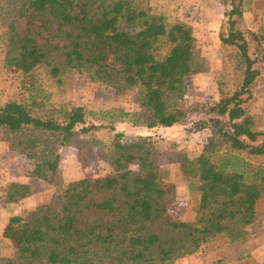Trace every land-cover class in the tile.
<instances>
[{
    "label": "trees",
    "instance_id": "trees-1",
    "mask_svg": "<svg viewBox=\"0 0 264 264\" xmlns=\"http://www.w3.org/2000/svg\"><path fill=\"white\" fill-rule=\"evenodd\" d=\"M216 1L226 7L219 41L227 76L217 81L216 108L205 121L210 134L189 157L175 148L163 153L149 135L115 132L102 144L95 136L101 125L87 121L82 105L50 102L33 76L42 65L59 82L84 73L136 104L133 112L118 108L117 117L173 126L185 116L186 77L206 64L187 20L150 0H0L4 65L30 83L23 84L28 96L0 105V133L33 161L35 177L55 187L47 202L9 217L2 236L12 251L0 254V264H174L197 250L215 254L211 264H226L251 253L247 226L264 197V131L245 106L259 75L247 33L259 36L242 28L244 0ZM63 146L76 148L82 168L99 146L109 171L62 182ZM163 156L189 178L192 220L168 211L175 185ZM30 193L29 184L11 181L4 200Z\"/></svg>",
    "mask_w": 264,
    "mask_h": 264
},
{
    "label": "rangeland",
    "instance_id": "rangeland-1",
    "mask_svg": "<svg viewBox=\"0 0 264 264\" xmlns=\"http://www.w3.org/2000/svg\"><path fill=\"white\" fill-rule=\"evenodd\" d=\"M152 5L164 12L184 18L192 26L193 34L200 54L205 59V70L189 75L185 79L186 92L179 105L184 110L182 120L170 127H152L136 125L117 117L118 108L127 112L137 109L136 104L126 94H116L115 91L101 83L91 81L84 73L73 72L61 77H52L45 66H38L34 73V86L42 96L50 102H71L82 105L87 111V121L101 125L95 136L106 143L115 132H122L125 137L149 135L155 140L164 153L168 149L184 151L189 157L197 156L210 132L205 121L216 108L218 93L217 81L227 76V70L222 55L219 33L225 24V9L216 0H150ZM244 30L250 29L259 36V40L251 38L250 55L255 59V67L259 75L251 90L245 106L255 115L259 130L264 131V0H244ZM1 47V46H0ZM29 81L22 75L4 65L3 52L0 48V105L13 98H25ZM112 126V128L110 127ZM264 143V135L259 137ZM98 146L95 156L89 165L82 168L76 158L74 146H63L59 149L58 176L62 182L105 174L109 166L99 154ZM162 168L175 185V198L168 205V211L177 219L189 221L194 217L188 192L189 178L181 173L177 163H171L165 156L161 158ZM33 161L8 148L0 133V254L9 255L12 251L9 242L3 238L2 230L12 215H25L36 205L47 202L53 194V184L33 175ZM135 169V164L131 166ZM11 181L29 184L31 193L16 201L6 202L4 190ZM257 217L248 231L254 245L261 246L246 258L226 264H264V197L257 206ZM262 252V253H259ZM217 256L210 252L197 250L174 260V264H211Z\"/></svg>",
    "mask_w": 264,
    "mask_h": 264
},
{
    "label": "crops",
    "instance_id": "crops-1",
    "mask_svg": "<svg viewBox=\"0 0 264 264\" xmlns=\"http://www.w3.org/2000/svg\"><path fill=\"white\" fill-rule=\"evenodd\" d=\"M256 214H257V217L259 218L260 216H259V214L257 213V211H256ZM257 217H256V218H257ZM261 217H262L261 219L264 220V216H261ZM255 220H256V219H255ZM247 230H248V227H247ZM251 239H252V238H251ZM263 247H264V246H263ZM260 248H261V246L258 247L257 245H256V246L254 245V248H253V250L251 251V254H252L254 251H256V249L258 250V249H260ZM259 253H262V252H259Z\"/></svg>",
    "mask_w": 264,
    "mask_h": 264
}]
</instances>
